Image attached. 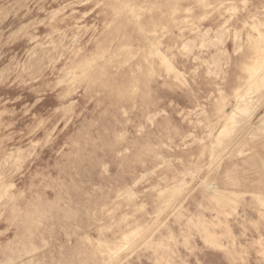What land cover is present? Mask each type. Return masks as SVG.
Wrapping results in <instances>:
<instances>
[{"label": "rangeland", "instance_id": "obj_1", "mask_svg": "<svg viewBox=\"0 0 264 264\" xmlns=\"http://www.w3.org/2000/svg\"><path fill=\"white\" fill-rule=\"evenodd\" d=\"M154 1L0 0V264H264V0Z\"/></svg>", "mask_w": 264, "mask_h": 264}, {"label": "bare ground", "instance_id": "obj_2", "mask_svg": "<svg viewBox=\"0 0 264 264\" xmlns=\"http://www.w3.org/2000/svg\"><path fill=\"white\" fill-rule=\"evenodd\" d=\"M141 1V0H140ZM149 1H151V0H149ZM156 1V0H155ZM154 1V2H155ZM173 1V0H172ZM92 2V1H91ZM178 2V1H177ZM191 2V1H190ZM195 2V1H194ZM245 2V1H244ZM136 3H138V0H137V2ZM163 3V2H162ZM186 3V2H185ZM153 4V3H152ZM179 4V3H178ZM168 5V4H167ZM201 5H202V3H201ZM223 5V4H222ZM171 6H172V4H171ZM178 6V5H177ZM176 6V7H177ZM182 6V5H181ZM221 6V5H220ZM225 6V5H224ZM97 7V6H96ZM95 7V8H96ZM146 7V6H145ZM163 7V6H162ZM161 7V8H162ZM165 7V6H164ZM184 7V6H183ZM195 7H197V6H195ZM219 7V6H218ZM140 8V7H139ZM159 8V7H158ZM98 9V8H97ZM149 9V8H148ZM160 9V8H159ZM172 9V8H171ZM170 9V10H171ZM177 9V8H176ZM197 9V8H196ZM217 9V8H216ZM232 9V8H231ZM249 9V8H248ZM164 10V8L162 9V11ZM169 10V9H168ZM175 10V9H174ZM203 10V9H202ZM252 10V9H251ZM114 11L115 12H118V13H121V12H130L132 15L134 14V9L133 8H128V6L126 5V4H120L119 6H114ZM155 11V10H154ZM166 11V10H165ZM248 11V10H247ZM171 12V11H170ZM172 12H173V10H172ZM215 12V11H214ZM156 13H157V11H156ZM160 13V12H159ZM177 13H179V12H177ZM184 13V12H183ZM263 13V12H262ZM155 15V14H154ZM157 15V14H156ZM160 15V14H159ZM244 15V14H243ZM211 16V15H210ZM264 16V15H263ZM158 17V16H157ZM256 17V16H255ZM99 18V17H98ZM154 18V17H153ZM152 18V19H153ZM187 18V17H186ZM226 18V17H225ZM240 18V17H239ZM238 18V19H239ZM259 18V17H258ZM100 19V18H99ZM145 19V18H144ZM157 20H158V18H156ZM196 19V18H195ZM216 19V18H215ZM168 20V19H167ZM171 20V19H170ZM189 20V19H188ZM209 20V19H208ZM97 21H100V20H98L97 19ZM145 21V20H144ZM152 21H155V20H152ZM177 21V20H176ZM186 21V20H185ZM214 21V20H213ZM228 22H229V20H227ZM141 22V21H140ZM151 22V21H150ZM169 22V21H168ZM209 22V21H208ZM145 23V22H144ZM157 23H159V22H157ZM191 23V22H190ZM212 21H211V25H212ZM230 23V22H229ZM105 24V23H104ZM143 24V23H142ZM153 24V23H152ZM151 24V25H152ZM226 24H227V22H226ZM247 25V24H246ZM261 25V24H260ZM259 25V26H260ZM169 26V25H168ZM213 26V25H212ZM226 26V25H225ZM224 26V27H225ZM262 27V26H261ZM167 28V27H166ZM221 28V27H220ZM219 28V29H220ZM253 28H255L254 26H253ZM258 28V27H257ZM260 28V27H259ZM140 29L143 31V32H148L147 31V29H146V27H141L140 26ZM251 30V29H250ZM249 30V31H250ZM258 30V29H257ZM256 30V31H257ZM169 32H170V30H169ZM253 33V32H252ZM251 33V34H252ZM259 34H260V37H263L264 36V34H261L260 32H258ZM264 33V32H263ZM256 36V35H255ZM259 37V38H260ZM121 38V37H120ZM168 38V37H167ZM243 38H245V37H243ZM258 38V37H257ZM258 38V39H259ZM251 39V38H250ZM244 40V39H243ZM247 40V39H246ZM260 41H261V39H259ZM247 41H249V40H247ZM246 41V42H247ZM263 41V40H262ZM262 41H261V43H262ZM167 42H168V40H167ZM257 41H255V45H254V49H255V54H256V57H255V59H256V61L255 60H253V62H255V65L254 66H248V68H247V70H249V73H250V76L249 77H251V79L249 78V80H250V82H249V85H248V90H249V92L247 91V93H251V91H253V89L254 88H256L258 85L257 84H260V83H262V82H264V80H263V78H261V80H260V76L259 77H257L258 75H260V73H264V68L262 67V65H261V63H260V61H261V59H263L264 58V56L262 57V51H260L259 50V47H260V45L259 44H257L256 43ZM264 42V41H263ZM264 44V43H263ZM142 45V44H141ZM165 45V44H164ZM169 45V44H168ZM259 45V46H258ZM262 45V44H261ZM137 46V45H136ZM154 46V44H151V47H153ZM205 46V45H204ZM208 46V45H207ZM263 46V45H262ZM171 48H172V46H171ZM245 48V47H244ZM247 48V47H246ZM245 48V49H246ZM264 48V47H263ZM159 49V48H158ZM161 49V48H160ZM159 49V50H160ZM243 49V48H242ZM241 49V47H240V50H242ZM162 50V49H161ZM158 51V50H157ZM245 51V50H244ZM247 52V51H246ZM249 53L251 52V51H248ZM45 53V52H44ZM159 53V52H158ZM226 53V52H225ZM245 53V52H244ZM157 54V53H156ZM160 54V53H159ZM167 55V54H166ZM250 55V54H249ZM160 56V58H161V63L162 64H164L165 65V67H166V70H167V72H169V73H174L176 70H175V68H174V66L172 65V63H171V61H170V59H168V58H170V57H166L164 54H161V55H159ZM246 56V55H245ZM242 59H243V57L242 56H240ZM248 57V56H247ZM41 58V57H40ZM75 58V57H74ZM107 58V57H106ZM244 58H246V57H244ZM250 58V57H249ZM248 58V59H249ZM253 59V58H252ZM251 59V60H252ZM149 60V59H148ZM152 60V59H151ZM154 60H155V58H154ZM196 60V59H195ZM92 59H86V58H82L80 61H77L76 63H73L72 64V70H74V71H78L79 73H80V76L79 77H81L82 76V79H81V81H85V82H87V83H89V84H91V85H93L94 83H100L101 85H103V86H105V85H107L108 83L107 82H109V79L107 78L106 79V69L104 68V67H102V68H95V66H93V64H92ZM193 61V60H192ZM156 62V61H155ZM247 62V61H246ZM246 62H244V63H246ZM250 62V61H249ZM249 62H248V65H249ZM252 62V63H253ZM258 63V64H257ZM236 64V63H235ZM234 64V65H235ZM242 64V63H241ZM247 64V63H246ZM100 65V64H99ZM159 65V64H158ZM260 65V66H259ZM208 66V65H207ZM210 66V65H209ZM232 66H233V64H232ZM241 66V65H240ZM239 66V67H240ZM129 67H131V66H129ZM149 67V66H148ZM204 67V66H203ZM232 68V67H231ZM234 68V67H233ZM240 69V68H239ZM142 70V69H141ZM205 70V69H204ZM230 70V69H229ZM70 72V71H69ZM246 73H247V71H246ZM245 73V74H246ZM138 75H140V74H138ZM138 75L136 76V77H138ZM146 75V74H145ZM179 75V74H178ZM244 75V74H243ZM73 76V75H72ZM264 76V75H263ZM65 77V76H64ZM73 77H75V76H73ZM140 77V76H139ZM168 77V76H167ZM178 77V76H177ZM230 77V76H229ZM262 77V76H261ZM67 78V77H66ZM69 78V77H68ZM72 78V77H71ZM143 78V77H142ZM141 78V79H142ZM230 79V78H229ZM239 79H240V77H239ZM245 79V78H244ZM243 79V80H244ZM62 80V79H61ZM65 80V79H64ZM119 80H121V79H119ZM129 80V79H128ZM132 80H134V79H132ZM137 80H138V78H137ZM204 80V79H203ZM248 80V81H249ZM122 81V80H121ZM120 81V83H122ZM125 81V80H124ZM139 81V80H138ZM137 81V82H138ZM209 81V80H208ZM226 81V80H225ZM245 81H246V79H245ZM62 82H64V81H62ZM129 82V81H128ZM128 82H126V84L127 85H129V83ZM142 82V81H141ZM203 82H205V81H203ZM207 82V81H206ZM242 82V81H241ZM119 83V82H118ZM117 83V84H118ZM228 83V82H227ZM243 83V82H242ZM59 84V83H58ZM244 84H246V83H244ZM264 84V83H263ZM121 85V84H120ZM243 85V84H242ZM241 85V86H242ZM262 85V84H261ZM119 86V85H118ZM130 87V86H129ZM206 87V86H205ZM70 88V87H69ZM128 88V87H127ZM209 88V87H208ZM220 88V87H219ZM129 89V88H128ZM206 89H207V87H206ZM213 89V88H212ZM215 89V88H214ZM110 90V89H109ZM108 90V91H109ZM117 90V89H116ZM194 90V89H193ZM196 91V90H195ZM207 91H209L208 89H207ZM110 92V91H109ZM114 92V91H113ZM180 92V91H179ZM214 92H215V90H214ZM223 92V91H222ZM228 92V91H227ZM66 93V92H65ZM93 93V92H92ZM131 93V92H130ZM178 93V92H177ZM108 94V93H107ZM187 94H189V93H187ZM191 94V93H190ZM198 94V93H197ZM205 94H206V92H205ZM211 94V93H210ZM215 94V93H214ZM87 95V94H86ZM184 95V94H183ZM204 95V94H203ZM209 95V94H208ZM216 95H218V94H216ZM251 95V94H250ZM108 96V95H107ZM140 96V95H139ZM194 96V95H193ZM198 96V95H197ZM214 96V95H213ZM212 96V97H213ZM233 96V95H232ZM240 96V99H241V105L240 106H238V108L239 107H241L242 105H245V104H247L248 103V101L250 100H247V99H244V97H246V96H248V94H246L245 96H243V95H239ZM109 97H110V95H109ZM115 97V96H114ZM196 97V96H195ZM86 98H91V97H86ZM112 98H113V95H112ZM140 98V97H139ZM210 98V97H209ZM214 98V97H213ZM218 98V97H217ZM246 98H248V97H246ZM96 99V98H95ZM95 99H94V101H95ZM102 100H104L103 99V97L101 98ZM228 99H230V98H228ZM90 100V99H89ZM106 100H107V98H106ZM192 100V99H191ZM101 101V100H100ZM195 101V100H194ZM98 102V101H97ZM107 102H109L108 100H107ZM110 102H111V100H110ZM118 102V101H117ZM116 102V103H117ZM239 102V103H240ZM253 102V101H252ZM111 103H113V102H111ZM115 103V104H116ZM205 103V102H204ZM215 103V102H214ZM235 103V102H234ZM238 103V102H237ZM137 104V103H136ZM191 104H192V102H191ZM207 104V103H206ZM112 105V104H111ZM195 105V104H194ZM133 106V105H132ZM200 106H202V105H200ZM135 107V106H134ZM194 107V106H193ZM203 107V106H202ZM205 107V106H204ZM232 107V106H231ZM235 107V106H234ZM237 107V106H236ZM248 107V106H247ZM120 108H121V106H120ZM211 108V107H210ZM251 108V107H250ZM127 110H128V108H126ZM231 109H233V111L228 115V119L229 120H231V118L234 116V114H235V111L237 110V108H236V110H234V108H231ZM120 110V109H119ZM199 110V109H198ZM203 110V109H202ZM211 110V109H210ZM153 111V110H152ZM164 111V110H163ZM162 111V112H163ZM207 111V110H206ZM211 111H213V110H211ZM250 111H252L251 109H250ZM258 111V110H257ZM108 112H109V109H108ZM113 112H114V110H113ZM116 112V111H115ZM118 112V111H117ZM196 112V111H195ZM204 112H205V110H204ZM210 112V111H209ZM214 112V111H213ZM110 113V112H109ZM1 114V113H0ZM112 114V113H111ZM202 114V113H201ZM201 114H199V115H201ZM203 114H206V112L205 113H203ZM110 115V114H109ZM118 115V114H117ZM158 115V114H157ZM211 115V114H210ZM120 116V115H119ZM142 116V115H141ZM152 116H154V115H152ZM156 116V115H155ZM162 116V115H161ZM160 116V117H161ZM253 116V115H252ZM107 118V117H106ZM109 118V117H108ZM118 118H120V117H118ZM103 119V118H102ZM200 119V118H199ZM222 119V118H221ZM122 121L121 122H123V119H121ZM205 120V119H204ZM220 120V119H219ZM1 122V121H0ZM110 122V121H109ZM217 122V121H216ZM215 122V123H216ZM232 122V121H231ZM138 123V122H137ZM161 123V122H160ZM159 123V124H160ZM228 123V122H227ZM110 124V123H109ZM112 124H114V122L112 123ZM214 124V123H213ZM213 124H212V126H213ZM261 124V123H260ZM6 125V124H5ZM202 125V124H201ZM113 126H115V124L113 125ZM117 126V125H116ZM150 126V125H149ZM204 126V125H203ZM255 126H257V125H255ZM152 127V126H151ZM154 128V127H153ZM209 128H210V126H209ZM218 128H219V126H218ZM155 130V129H154ZM217 130V129H216ZM119 131V130H118ZM1 132V131H0ZM150 133H153V132H150ZM221 134V133H220ZM2 135V134H1ZM219 135V134H218ZM4 136V135H3ZM216 136V135H215ZM7 138V137H6ZM146 138V137H145ZM0 139H2V138H0ZM10 139V138H9ZM195 139V138H194ZM7 141V140H6ZM3 142V141H2ZM61 144V143H60ZM8 145V144H7ZM1 146V145H0ZM3 147V146H2ZM5 147V146H4ZM3 147V148H4ZM200 147V146H199ZM12 148V147H11ZM135 148V147H134ZM1 149V148H0ZM10 149V148H9ZM124 149V148H123ZM8 151V150H7ZM6 151V152H7ZM14 151V150H13ZM25 151V150H24ZM9 152V151H8ZM19 152H21V151H19ZM31 152V151H30ZM124 152V151H123ZM122 152V153H123ZM126 152V151H125ZM7 154V153H6ZM121 154V153H120ZM9 155V154H8ZM20 155V154H19ZM24 155V154H23ZM22 155V156H23ZM131 155V154H130ZM5 156V155H4ZM21 156V157H22ZM32 156V155H31ZM130 157V156H129ZM6 159H8V158H6ZM21 159V158H20ZM119 159H121V158H119ZM215 159V158H214ZM17 160V159H16ZM8 161H11V160H8ZM121 161H123V160H121ZM1 162V161H0ZM4 163H5V161H3ZM7 162V161H6ZM21 163H22V161H20ZM9 163V162H8ZM14 163V162H13ZM18 163V162H17ZM7 164V163H6ZM21 165V164H20ZM118 166H119V164H118ZM36 167V166H35ZM42 167V166H41ZM1 168V167H0ZM44 168V167H43ZM15 169H17V167L15 168ZM21 169H23V168H21ZM20 169V170H21ZM37 169H38V167H37ZM42 169L40 168V171H41ZM2 172H4V171H2ZM7 172V171H6ZM152 172V171H151ZM2 174V173H1ZM201 175V174H200ZM145 176V175H144ZM3 177V176H2ZM142 179V178H141ZM138 181H139V179H138ZM2 182V181H1ZM1 184V183H0ZM4 184V183H3ZM7 186V185H6ZM180 186V185H179ZM178 186V187H179ZM1 187V186H0ZM8 187H10V186H8ZM7 188V187H6ZM3 189V188H2ZM186 189V188H185ZM42 190V189H41ZM40 190V191H41ZM128 190V189H127ZM181 190V189H180ZM26 191V190H25ZM32 191V190H31ZM186 191V190H185ZM7 192V191H6ZM17 192V191H16ZM19 192V191H18ZM17 192V193H18ZM36 192V191H35ZM38 192H39V190H38ZM4 193V192H3ZM9 194V193H8ZM107 194V193H106ZM106 194H104V195H106ZM187 194V193H186ZM182 196H185V195H182ZM178 197V196H177ZM176 197V198H177ZM111 198V197H110ZM176 198H175V200H176ZM3 199V198H2ZM29 199V198H28ZM116 199V198H115ZM118 199V198H117ZM104 200H105V198H104ZM106 201V200H105ZM174 202V201H173ZM173 202H171V203H173ZM181 202H182V200H181ZM105 203V202H104ZM174 203H176V202H174ZM8 204H9V202H8ZM180 204V203H179ZM17 205V204H16ZM15 205V206H16ZM22 205V204H21ZM24 207V206H23ZM174 211V210H173ZM4 215V214H3ZM2 215V216H3ZM8 216H10V215H8ZM21 216V215H20ZM167 216V215H166ZM12 217H14V216H12ZM16 217V216H15ZM5 218V217H4ZM5 220H7V219H5ZM20 220V219H19ZM4 221V220H3ZM16 222V221H15ZM15 222H14V224H15ZM18 222V221H17ZM22 222V221H21ZM7 224V223H6ZM16 225V224H15ZM10 226V225H9ZM11 230V229H10ZM14 231V230H13ZM151 231V230H150ZM7 233V232H6ZM130 235V234H129ZM135 235V234H134ZM7 236V235H6ZM125 238V237H124ZM132 238V237H131ZM126 239V238H125ZM130 240V239H129ZM140 240V239H139ZM10 242V241H9ZM127 243V242H126ZM128 245V244H127ZM120 247V246H119ZM4 248V247H3ZM6 248V247H5ZM140 248V247H139ZM122 249V248H121ZM125 249V248H124ZM137 249V248H136ZM1 254V253H0ZM130 254V253H129ZM105 258H106V256H105ZM102 259V258H101ZM8 261H6L5 262V264H8V263H11V262H13L14 260H13V258L12 257H10V258H8L7 259ZM106 260V259H105ZM103 261V260H102ZM100 263V262H99ZM113 264V263H112Z\"/></svg>", "mask_w": 264, "mask_h": 264}]
</instances>
